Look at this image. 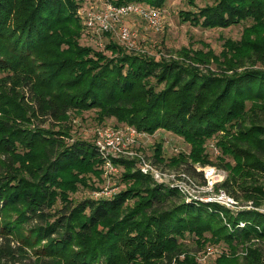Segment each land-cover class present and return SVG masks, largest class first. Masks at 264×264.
<instances>
[{"label":"trees","instance_id":"16d2710c","mask_svg":"<svg viewBox=\"0 0 264 264\" xmlns=\"http://www.w3.org/2000/svg\"><path fill=\"white\" fill-rule=\"evenodd\" d=\"M112 1L161 8L168 0ZM81 3L0 0V264H200L181 242L187 235L198 249L228 245L215 264H264L261 248L248 247L264 241V213L233 218L216 204L181 202L133 161L117 160L126 170L125 190L73 203L70 194L81 186L93 189L90 174L102 179L104 157L96 144L69 141L68 124L73 110L96 108L100 119L116 118L142 132L163 128L190 143L189 158L202 165L212 163L206 143L216 137L219 165L230 174L223 185L236 199L261 206L264 0H217L189 17L182 13L209 29L251 21L239 40L226 43L223 59L200 51L186 54L192 63L184 65L130 54L111 40L105 50L116 57L82 46ZM161 149L156 146L157 162L164 159ZM189 170L200 175L192 164ZM59 198L62 207L52 212ZM42 243L38 257L26 262L25 248ZM239 249L245 263L236 258Z\"/></svg>","mask_w":264,"mask_h":264},{"label":"rangeland","instance_id":"374dc122","mask_svg":"<svg viewBox=\"0 0 264 264\" xmlns=\"http://www.w3.org/2000/svg\"><path fill=\"white\" fill-rule=\"evenodd\" d=\"M98 1L99 0H82V3L80 4V7L78 9V16L82 24V31H81L82 35L79 43L82 46L89 45L92 47H96L95 46L96 44L90 41L88 37L89 35H87L86 32L84 19L82 15H80L79 10L80 8L89 7L90 5ZM216 2L217 0H194V4H191L190 0H168L165 3V5L161 7L162 15H163V28L159 32H155L153 30L147 29L145 25L141 24L140 19H138L135 22L137 28L134 29L138 32V37L136 39L137 47H138L137 50L133 49L130 51L129 49H127L122 43L119 42L117 36H110V38L112 37L110 40L111 42H117L121 44V46H124L128 50V53L130 54L146 53L149 56L155 57L156 60H165V61H174V62L176 61L182 65H184L185 63L186 64L192 63V60L187 59L185 57L186 54H190L191 56H194L195 54L201 53L200 51H203V53L209 52L211 54H216L218 58L223 59L224 53L229 52L225 47L226 43L229 40L231 41L239 40L243 34L244 28L246 26H249L251 24V21L241 22L239 24L232 25L228 28L209 29V28H204L202 26L194 25L190 21L185 20L183 16L185 14L187 17H189L190 13H196L200 8H203L205 6L215 5ZM108 42L109 41H106L103 47L97 46V48L105 51V54H107V56L109 57H116L118 54H114L113 52L105 50V47L108 44ZM193 66L200 67L198 64H194V63ZM200 68L202 69V67ZM213 70H215L214 67ZM251 104L252 102L250 101L248 103V108L251 106ZM68 124L70 125V128L72 130L71 131L72 139L69 141L84 140L93 144L96 143V138L99 130L109 127L121 128L125 125H128L126 123L119 122L116 118L100 119L98 117V110L96 108L88 109V110H73L72 112L69 113ZM216 141L217 138L213 137L212 139L208 140L206 143V151L209 153L210 160L212 161V163H208L205 165H202L200 163H195L193 162V160L189 158L192 147L190 143L185 141L181 136H178L177 134L163 128L158 129L154 134H150L149 137H147L146 139L147 144L144 151L146 153H150V155L152 154L153 159H155L156 161L157 160L155 158L156 146L158 145V147H161L162 148L161 153L164 159L163 161H159L158 163L160 164V166H162L163 168L169 171H175V170L180 171L181 169L189 170V166L191 164L196 166L197 168H199L200 166L211 165L220 172L223 171L225 174L224 181L219 183L218 185H215V187L217 186V188L220 189L222 188L225 181L229 178L230 174L228 170L224 169L219 165V163H221L220 157L222 154H221V150L216 144ZM182 157L183 158L185 157L184 163L182 162L176 164L175 163L176 161L174 160L181 161L180 158ZM1 160H4L3 156H1ZM123 160L124 158L121 159V161ZM225 160L232 162V159L229 157H226ZM116 163L120 165V170H121L117 176H111L105 171L104 168L105 161H104V163L100 167V169L102 170V179L99 180L98 178H96V176L90 174L89 177L91 178V183H93L94 186L93 189L81 186L76 193L70 194V198L72 199L73 203L76 204L86 199L99 200L102 198H108L114 196L115 194L121 192L122 190H125L128 183L124 181L123 173L126 170L124 168V165L120 161H116ZM190 173L194 175L192 172ZM259 178H261L259 182L264 186V175H260ZM199 184L201 185V183ZM224 188L227 190L226 187ZM165 190L167 189L165 188ZM228 193L232 195L230 191H228ZM180 200L181 202L186 203L185 199H183L182 197ZM236 200H238L242 205L247 203V201L243 197H240L239 199ZM62 203L63 201L61 200V198L57 199L51 211L53 212L55 209L61 208ZM202 206L205 205L203 204ZM220 207L222 208V206ZM251 210L252 212L257 211L264 213V199L261 202V206L257 208L254 206V208H252ZM244 211H249V210H244ZM241 212H243V209H241L240 212L230 211V214L233 218H236ZM225 217L226 220L223 217H221L223 223H227L229 221L228 220L229 217H227L226 215ZM6 220L9 219L6 218ZM1 221H3V219H0V222ZM18 241L19 239L16 238L14 242H16V245L20 246ZM0 242H2V238H0ZM181 242H183L186 249L191 251V254L196 255V258L200 264H215L216 259L220 255H222V250L229 253V247L224 242H220L219 244H213L208 246L207 244L210 243H207L201 249H198V244L194 236L187 235L186 238L181 240ZM42 245H45V243H42L40 247H36L35 249L25 248L26 253H24L23 256H26V262H29L30 258L36 259L38 257L35 252L36 250L41 248ZM206 247L207 248L213 247L216 250L215 254L209 256L206 255L207 253ZM248 247H253V248L259 247L261 248V251L263 252L264 255V241L251 242ZM243 251L244 249H239L236 254V258L240 260V263L241 262L245 263L244 256L246 254V251L245 253Z\"/></svg>","mask_w":264,"mask_h":264},{"label":"built area","instance_id":"2783aa9c","mask_svg":"<svg viewBox=\"0 0 264 264\" xmlns=\"http://www.w3.org/2000/svg\"><path fill=\"white\" fill-rule=\"evenodd\" d=\"M79 12L84 19L90 41L98 47H103L106 41H110L112 38L110 36H117L119 42L127 49L137 50L138 32L134 28H137L135 22L138 19L147 29L155 32L163 28L162 9L142 2L119 5L111 0H99L89 7L80 8ZM149 135L131 125L99 130L95 144L104 157L105 171L111 176H117L121 170L116 161L124 158V160L133 161L136 168L143 175L150 177L157 185L176 191L186 203L217 204L232 212L254 208L252 201L240 204L234 196L228 193L224 185L220 189L215 187L224 181L225 174L211 165L199 168L194 166L200 173V175H195L192 172L195 176L190 173V170L169 171L160 166L153 159L152 154L144 151ZM222 217L226 220L224 212H222ZM245 225L246 222H240L241 227ZM215 252L216 250L211 247L207 249L206 255H213Z\"/></svg>","mask_w":264,"mask_h":264}]
</instances>
